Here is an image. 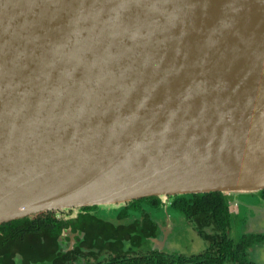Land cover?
Masks as SVG:
<instances>
[{"label": "water", "instance_id": "obj_1", "mask_svg": "<svg viewBox=\"0 0 264 264\" xmlns=\"http://www.w3.org/2000/svg\"><path fill=\"white\" fill-rule=\"evenodd\" d=\"M262 190L264 0H0V225Z\"/></svg>", "mask_w": 264, "mask_h": 264}, {"label": "flooded vegetation", "instance_id": "obj_2", "mask_svg": "<svg viewBox=\"0 0 264 264\" xmlns=\"http://www.w3.org/2000/svg\"><path fill=\"white\" fill-rule=\"evenodd\" d=\"M234 194H227L230 196V222L226 223L227 226L222 224L221 218L217 223L203 222L195 213L188 216L181 209L176 210L171 197L165 201L159 198V203L156 199H149L151 196L143 197L113 209L100 210L97 206H91L96 207L91 212L110 223L114 231L134 226L137 230L123 235L124 239H117L116 244H98L94 236L86 238L84 229L74 231L73 226L66 227L56 252L58 264H261L259 260L263 259L256 256L257 250H264V224L261 222L264 219V196L260 191L243 193L239 200ZM235 206L236 210H233ZM83 208L77 213L73 210L55 213L61 220L81 221L79 216L84 212ZM145 214H150L148 222ZM184 219L186 228L180 222ZM143 226L147 229L143 239L150 243L142 244ZM94 229L98 228L95 226ZM191 231L203 240L202 247L195 246L191 252L177 249L174 240L183 239L184 232L191 234ZM225 237L232 241V250L239 255V259H221L222 249L214 245ZM0 264H5L2 258Z\"/></svg>", "mask_w": 264, "mask_h": 264}, {"label": "trees", "instance_id": "obj_3", "mask_svg": "<svg viewBox=\"0 0 264 264\" xmlns=\"http://www.w3.org/2000/svg\"><path fill=\"white\" fill-rule=\"evenodd\" d=\"M260 192L264 196V190ZM229 197L223 192L178 195L173 199V207L176 210L181 209L188 216L195 213V216L203 222L212 223L214 221L217 223L221 218L222 224L226 225L230 222ZM159 198L151 196L149 199H156V202L159 203ZM94 208L96 207H84L82 209L84 212H81L79 216L81 221L78 219L65 221L57 218L55 212H40L0 225V258L4 260L5 264H19V262L23 264L50 262L58 264L59 256L56 255V252L62 242L63 230L69 226H73L74 231L84 229L87 232L86 238L94 236L98 244L102 242L116 244L118 240L124 239L123 235L131 234L137 230L134 226L133 228L120 229L118 232L114 231L110 223L98 216L99 214L91 212ZM145 216L146 222H148L150 214H145ZM209 217L212 219H208ZM95 226L98 229H94ZM146 231V227L143 226L142 244L150 243L143 239ZM214 246L222 249L223 257L221 259L232 261L239 259V255H235V251L232 250V241L227 240L226 237L221 242H216ZM17 260L19 261L17 262Z\"/></svg>", "mask_w": 264, "mask_h": 264}, {"label": "rangeland", "instance_id": "obj_4", "mask_svg": "<svg viewBox=\"0 0 264 264\" xmlns=\"http://www.w3.org/2000/svg\"><path fill=\"white\" fill-rule=\"evenodd\" d=\"M243 195H244L243 193H235L234 194V196L237 199H239ZM254 209H256V208H254ZM233 210H236V206L234 207ZM185 220L186 219L180 220V222L183 224L182 226H185V228H186L187 225L185 223L186 222ZM261 222L264 224V219ZM241 226H242V224L240 223L239 227H241ZM181 238H183V239H179L178 241L174 240V241H175V244H176V248L181 250V251H183V252H185L187 250L191 252V248H193L195 246L202 247L203 240L199 236H197V234H194L192 231H191V234H188V233L184 232V234H183V236ZM257 252H258V255L256 257L258 259H263V261L259 260V262L261 264H264V250L262 251V249H260V250H257ZM19 264H21V262H19Z\"/></svg>", "mask_w": 264, "mask_h": 264}]
</instances>
